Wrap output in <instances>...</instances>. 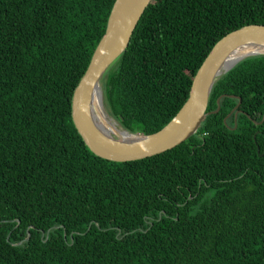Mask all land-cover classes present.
I'll return each mask as SVG.
<instances>
[{
	"label": "trees",
	"instance_id": "trees-1",
	"mask_svg": "<svg viewBox=\"0 0 264 264\" xmlns=\"http://www.w3.org/2000/svg\"><path fill=\"white\" fill-rule=\"evenodd\" d=\"M114 1L0 0V264H264V56L212 89L207 112L240 98L234 130L226 97L177 147L102 159L71 98ZM247 25H264V0H152L102 80L109 115L157 132L214 44Z\"/></svg>",
	"mask_w": 264,
	"mask_h": 264
},
{
	"label": "water",
	"instance_id": "water-1",
	"mask_svg": "<svg viewBox=\"0 0 264 264\" xmlns=\"http://www.w3.org/2000/svg\"><path fill=\"white\" fill-rule=\"evenodd\" d=\"M152 0H115L108 15L105 31L94 49L89 64L75 87L71 98V119L86 147L97 157L124 163L138 161L171 150L195 135L203 120L217 113L222 98L238 99V103L224 119L235 111L234 120L240 112V98L223 94L216 99V109L207 112L210 94L214 85L235 65L250 57L264 56V25H247L232 31L217 41L193 76L189 95L176 115L160 130L137 136L133 140L114 137L103 129L93 115L95 90L110 67L126 51L131 36L145 9ZM258 47L262 53L249 55L234 63L224 72L220 65L235 48ZM101 96V94H100ZM102 105V104H101ZM253 121L254 124H261ZM236 124L234 126V129ZM230 129V128H229ZM190 198V197H189Z\"/></svg>",
	"mask_w": 264,
	"mask_h": 264
},
{
	"label": "bare ground",
	"instance_id": "bare-ground-1",
	"mask_svg": "<svg viewBox=\"0 0 264 264\" xmlns=\"http://www.w3.org/2000/svg\"><path fill=\"white\" fill-rule=\"evenodd\" d=\"M263 50L258 47H242L239 46L233 49L223 60L222 64L220 65V71L224 72L234 63L238 62L239 60L256 53H262ZM100 94H101V83L98 84L92 105H93V115L97 121V123L105 130L109 132L111 136L114 137H121L126 140H133L137 138V136L132 135L124 131L119 124L110 116L108 115L105 110L103 109L100 101Z\"/></svg>",
	"mask_w": 264,
	"mask_h": 264
},
{
	"label": "flooded vegetation",
	"instance_id": "flooded-vegetation-1",
	"mask_svg": "<svg viewBox=\"0 0 264 264\" xmlns=\"http://www.w3.org/2000/svg\"><path fill=\"white\" fill-rule=\"evenodd\" d=\"M235 107V106H234ZM232 111V110H231ZM236 111V110H235ZM235 111L233 112V113H235ZM233 116V117H232ZM227 117V116H226ZM225 117V118H226ZM232 117V126L231 125H229V124H227V121L230 119ZM235 116H234V114H232V115H230L227 119H226V126H227V128L229 129L230 128V130H234V126H235V124H236V126H237V122H236V120H237V118H236V120H234L235 118H234ZM237 117V116H236ZM224 118V119H225ZM224 119H223V123H224ZM253 121H255V120H252V122ZM255 122H260V121H255ZM255 125H257V124H255ZM236 128V127H235ZM260 132L259 131H256L255 133H253V135H252V140H253V143H254V145H255V153H256V155L257 156H259V157H261V156H263L264 155V137L263 138H260V146L257 144V141H256V134H259ZM261 145H262V147H261Z\"/></svg>",
	"mask_w": 264,
	"mask_h": 264
},
{
	"label": "rangeland",
	"instance_id": "rangeland-1",
	"mask_svg": "<svg viewBox=\"0 0 264 264\" xmlns=\"http://www.w3.org/2000/svg\"><path fill=\"white\" fill-rule=\"evenodd\" d=\"M100 101L102 104L103 109L105 110V112L109 115L106 106L104 105V101H103V93H102V84H101V96H100Z\"/></svg>",
	"mask_w": 264,
	"mask_h": 264
}]
</instances>
